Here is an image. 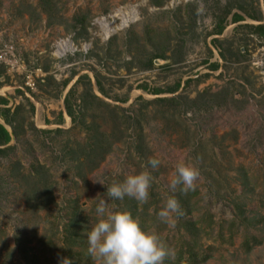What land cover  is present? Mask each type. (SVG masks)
<instances>
[{"label": "rangeland", "instance_id": "374dc122", "mask_svg": "<svg viewBox=\"0 0 264 264\" xmlns=\"http://www.w3.org/2000/svg\"><path fill=\"white\" fill-rule=\"evenodd\" d=\"M155 1L163 5L152 0H0V49L11 46L19 60L15 69L0 64V69L6 66L1 80L9 78L0 95L11 100L8 107L24 106L17 135L8 126L15 150L0 159V264H62L65 258L70 264H101L89 256L86 238L100 198L108 211L128 212L157 235L174 251L172 262L188 244H196L208 257L193 264H264V66L256 65L264 40L245 32L235 36L237 24L229 22L218 37L222 48L236 54L243 43L248 51L224 64L211 45L214 36H208L215 0ZM246 1L264 14L263 0ZM190 3L197 6L196 17ZM161 53L166 59L146 69L147 60ZM210 64L220 68L212 71ZM37 69L42 76L33 74L31 90L24 76ZM94 72L107 97L99 93ZM47 75L53 79L41 80ZM83 75L92 81L91 94L104 104L91 97L81 103L90 94L85 81L75 85ZM65 80L70 81L62 87ZM177 83L181 87L175 94L139 89ZM71 89L80 112L75 123L64 106ZM19 90L34 105V116ZM203 91L224 93L216 103L207 95L193 105L184 99ZM179 95L176 103L156 101ZM32 122L52 133L33 132ZM88 144L101 145L100 154L79 166L75 158L84 147L89 153ZM149 158L160 161L156 169ZM178 163L198 170L193 191L169 187ZM140 172L152 178L145 203L106 196L107 185ZM169 198L177 200L182 214L162 222L156 213ZM71 222L79 233L74 245ZM247 237L258 240L250 251L242 245ZM183 256L179 264L189 263Z\"/></svg>", "mask_w": 264, "mask_h": 264}, {"label": "trees", "instance_id": "16d2710c", "mask_svg": "<svg viewBox=\"0 0 264 264\" xmlns=\"http://www.w3.org/2000/svg\"><path fill=\"white\" fill-rule=\"evenodd\" d=\"M152 5L154 6H162V2L161 1H155L152 0ZM188 7H192L193 11H192V16L196 17V10H197V6L196 4H187ZM263 7H264V0H263ZM45 11V10H44ZM45 12H47V14L50 13V9H47ZM246 19H250L252 21L258 22L257 25L254 24H241L242 22H244ZM213 22H214V26L212 31L208 34V36H214V38L211 40V45L216 48L218 50L219 53V57L220 59L225 63H228L231 61V56H239L242 57L243 55H245L247 53V48L245 47V45L243 43H241V45L239 46V48L236 50V54L235 52H232V50L230 48H222V44L224 40H220V38H218L219 36H221L225 29L226 26L229 24V22H231L232 24H237L236 27L234 28V34L235 36L240 35V33H244V36H248V37H254L257 38L259 40H264V14L263 11L260 8H257L253 5V3H248L246 0H215L214 1V6H213ZM195 23V21L193 22ZM243 40V39H242ZM210 51V56L212 55V51L209 49ZM156 59H166V55L165 54H155L152 58H150L149 60H147V66L146 69H151L152 66L154 65V61ZM169 59V58H168ZM181 61V59L179 60ZM177 62V61H176ZM241 61L237 59V63H240ZM220 68L219 64H210L209 65V69L214 71V70H218ZM6 70V66H2V68L0 69V88L6 84V81L9 79L8 77L4 76L5 80H1V76L4 74ZM47 73V71H45ZM52 76H46L41 80L44 81H50L52 80ZM94 79H95V84L96 87L99 91V93L105 97H107V92L102 84V82L100 81V76L99 74H97L96 72H94ZM70 80H65L62 83V87H66L68 85ZM82 81H85L86 86H88L86 88V90L88 92H90V94H86L84 96L81 97V103H85L86 100L89 99V97H91L93 100L99 101L101 104H104V102L98 97L95 96L92 92V81L90 79V77L88 75H83L81 77H79V79L77 80L76 84L81 83ZM192 80L189 79L188 81L185 82V87L188 86V84H190ZM199 81V80H198ZM36 86V84H35ZM181 87L180 83H177L175 86L173 87H168L166 89H162V88H155V89H148L147 84H142L139 86L140 90L146 91V92H150L153 95H162V94H175ZM223 92V91H222ZM222 92L219 93H212L209 91H203L202 93L198 94L195 98H189L188 96H185L184 99L189 103V105H193L199 102V100H201L204 96H209L211 102L216 103V101L218 100V98L221 96ZM19 94V96H21L23 98V100L26 103V106H28L29 109V113L31 114V116H34L35 113V107L34 105L31 103L30 99L24 96V93L22 91H18L17 92ZM224 93V92H223ZM72 97V89L71 91L68 93V95L66 96L65 100H64V106H65V111L68 117L71 118V121L73 123L77 122V120L79 119V115L80 112L76 111L74 104L71 100ZM183 96L179 95L176 97H172V98H158L156 101L161 102V103H165V104H170V103H176V101H179ZM226 96H224L225 98ZM139 100H141L142 102H144L145 104H149L150 102L143 100V98H139ZM223 101V100H222ZM235 99L232 100L231 99V103H235ZM9 101L4 98L3 96H0V118L4 121V124L6 126H9L12 129V132L14 133V135H17V119L22 117V112H23V103L21 102L20 104H18L17 106H14V108L8 107ZM119 109V108H118ZM62 117V115H61ZM30 129L33 132H40L41 134H50L52 133L51 131H46V130H38L34 125L33 122L30 123ZM57 132H62L60 129L57 130ZM11 140H12V136L11 133L7 130V128L0 123V159L3 158H8L10 156V154L13 153V151L15 150V146L11 145ZM94 144H88V148H89V153H87L88 151H85V147L84 150L80 152V154L75 158V161L78 163L79 166H81L82 164H84L85 162H91L94 161L98 158L99 156V151H101L102 146L98 145L97 148L95 149V147L93 146ZM96 166V164H95ZM94 166V167H95ZM93 167V166H92ZM93 167V168H94ZM42 169V168H41ZM244 221H247L245 218H243ZM197 223V222H196ZM75 222H71L69 223V229L71 230V239L74 238L73 240V245L76 244L75 240H77L76 238L78 237L79 233L77 232V226L74 225ZM199 224V222H198ZM80 240V236L78 238ZM255 243V244H254ZM258 243V240L256 238H253V242L249 240V238H245L244 242H243V247L245 248L246 251H250L254 245H256ZM188 249L186 251H182L181 253H179V257L176 259L175 261L172 262L170 259L171 258H166L165 263L166 264H179L181 259H185L183 254H187V258L186 260L189 263L186 264H193L194 262H197L198 257H203L202 261H205L207 259L208 256H203V254L199 253L196 250V244L192 245H187ZM73 260H75V257L73 258Z\"/></svg>", "mask_w": 264, "mask_h": 264}, {"label": "clouds", "instance_id": "9594fccd", "mask_svg": "<svg viewBox=\"0 0 264 264\" xmlns=\"http://www.w3.org/2000/svg\"><path fill=\"white\" fill-rule=\"evenodd\" d=\"M148 165L156 169L160 161L149 158ZM199 176L198 170L190 165L178 163L169 187L178 185L182 193L193 191ZM151 177L146 172L125 176L122 182L107 185L106 196L110 200H122L125 196L143 204L148 199ZM102 185H105L100 181ZM182 214L175 198L165 201L163 208L156 213L158 219L167 222L170 214ZM96 222L86 233L87 252L101 264H164L166 258H173L172 249L162 244L157 235L143 229L128 212L107 210V203L100 198L95 206ZM62 264H70L65 258Z\"/></svg>", "mask_w": 264, "mask_h": 264}, {"label": "built area", "instance_id": "2783aa9c", "mask_svg": "<svg viewBox=\"0 0 264 264\" xmlns=\"http://www.w3.org/2000/svg\"><path fill=\"white\" fill-rule=\"evenodd\" d=\"M11 50V46H4L3 48L0 49V64H5L6 66H10L12 69H15V67L17 68L18 64H19V60L16 59L14 53ZM258 54H260V60L258 62H256V65L259 66H264V46H261L260 49H258L257 51ZM33 74H36V76H42L41 74V70L37 69L34 72H26L25 74V79H26V86L31 89L34 90L35 88V82L33 79Z\"/></svg>", "mask_w": 264, "mask_h": 264}, {"label": "crops", "instance_id": "0c3cea01", "mask_svg": "<svg viewBox=\"0 0 264 264\" xmlns=\"http://www.w3.org/2000/svg\"><path fill=\"white\" fill-rule=\"evenodd\" d=\"M246 20H248V19H246ZM258 24V23H257ZM257 24H254V25H257ZM1 96V95H0ZM4 98H6L8 101H9V103H10V99L8 98V97H4ZM9 105V104H8ZM0 123L1 124H3L6 128H7V130L9 131V129H8V126H6L5 124H4V121L0 118ZM10 132V131H9ZM11 133V132H10ZM12 136V135H11ZM13 141V138H12V140H11V142Z\"/></svg>", "mask_w": 264, "mask_h": 264}, {"label": "water", "instance_id": "95a60500", "mask_svg": "<svg viewBox=\"0 0 264 264\" xmlns=\"http://www.w3.org/2000/svg\"><path fill=\"white\" fill-rule=\"evenodd\" d=\"M11 135H12V138L14 139L12 132H11Z\"/></svg>", "mask_w": 264, "mask_h": 264}]
</instances>
